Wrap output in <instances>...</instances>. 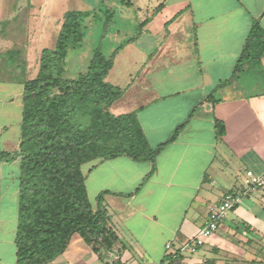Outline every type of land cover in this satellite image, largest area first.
Segmentation results:
<instances>
[{"label":"crops","instance_id":"crops-1","mask_svg":"<svg viewBox=\"0 0 264 264\" xmlns=\"http://www.w3.org/2000/svg\"><path fill=\"white\" fill-rule=\"evenodd\" d=\"M169 1L177 10L167 37L154 40L153 50L139 52L133 49L142 44L141 36L130 38L116 55L107 78L112 76L111 85L121 88L122 95L110 108L114 116L135 113L151 148L165 142L195 111L177 139L159 153L147 179L151 164L126 156L82 166L88 199L95 206L102 196L101 208L118 242L98 256L73 235L65 251L48 264H264V187L229 212L195 253L180 251L202 228L210 209L241 188L244 180L239 179L264 173V59L254 70L249 93L228 92L237 80L234 69L251 26L258 22L264 31V0ZM123 4L117 14L124 25L138 24V29L149 27L160 10V4L148 2L144 10L136 9L140 17L135 18L132 0ZM188 26L193 54L175 38ZM161 47L177 49L163 54ZM10 54L5 49L0 57ZM122 60L126 64L116 72ZM23 81L0 76V150L9 153L18 149L22 113V91L10 90L22 88ZM220 85L219 102L201 104ZM215 120L225 126L221 140L215 136ZM18 176V162H0V264H15Z\"/></svg>","mask_w":264,"mask_h":264},{"label":"trees","instance_id":"trees-1","mask_svg":"<svg viewBox=\"0 0 264 264\" xmlns=\"http://www.w3.org/2000/svg\"><path fill=\"white\" fill-rule=\"evenodd\" d=\"M163 7L160 4L156 11ZM92 13L68 11L53 49L40 53L36 77L22 83V113L16 152L0 150V162H18V207L15 264H48L61 255L73 235L94 254L111 250L118 236L102 210V196L92 206L82 166L95 160L126 156L154 164L164 147L174 142L193 115L176 126L171 136L151 148L135 113L114 116L108 109L121 98L122 89L105 82L120 49L106 57L92 52L86 70L64 80L61 63L69 49L81 44L83 22ZM113 14L109 11L108 17ZM264 59V31L254 22L238 57L234 78ZM218 86L201 104L219 102ZM218 139L225 126L214 121ZM177 260L176 259L174 262Z\"/></svg>","mask_w":264,"mask_h":264},{"label":"rangeland","instance_id":"rangeland-1","mask_svg":"<svg viewBox=\"0 0 264 264\" xmlns=\"http://www.w3.org/2000/svg\"><path fill=\"white\" fill-rule=\"evenodd\" d=\"M125 2L127 0H34V2L33 0H0V40L9 39L11 42L9 45L0 42V52L5 49L12 52L10 56L2 55L3 57H0L1 79L5 80L10 76L11 79L16 77L18 80L25 81L36 77L40 51L54 48L55 38L60 31L62 15L69 10L90 11L92 16L83 22L81 44L69 49L66 59L61 63V67L65 70L64 80L75 79L83 73L87 68L92 52L96 49L109 57L115 49L119 48L120 51L124 49V44L130 42V38L136 39V37L141 36L142 44L133 50L135 52L136 50L139 52L141 49L153 50L152 43L154 40L163 41L167 37L168 22L173 21L177 6H172L171 1L167 0L165 5L163 4L166 9L164 10L163 6L159 12H156L158 17L149 27L147 25V27L140 26L138 29V24L132 27L124 25L120 15L117 14L121 9H125L126 4H123ZM148 2L158 6L163 3V0H132V5L129 7L133 11L131 16L140 17L136 9L145 8ZM109 11L114 12L113 18L112 16L108 17ZM124 30L128 31L125 33L126 35H123ZM175 38L178 39V45L181 43L182 49L193 54L194 39L190 26L185 30H180ZM176 49L175 47L158 48L163 54L164 51ZM122 64H126V62L124 60L119 61L116 72L120 70ZM131 66L132 64H128V69ZM256 67L258 66L256 65L248 71L244 69L236 82L228 87L229 94L249 93L251 84L255 82L254 70ZM107 76L104 80L111 85L112 76L110 75L108 78ZM13 88L17 93L22 91L21 86L14 85V87L11 86V92ZM217 97L223 98L221 95ZM108 111L110 114L113 113L112 108H109ZM17 140H19L18 136ZM244 179L245 176L239 181L242 182Z\"/></svg>","mask_w":264,"mask_h":264},{"label":"built area","instance_id":"built-area-1","mask_svg":"<svg viewBox=\"0 0 264 264\" xmlns=\"http://www.w3.org/2000/svg\"><path fill=\"white\" fill-rule=\"evenodd\" d=\"M263 187L264 173L260 176L245 178L241 188L226 193L221 202L210 209L202 228L193 238L180 248V251L195 253L197 247L204 239H207L218 231L220 224L225 220L229 212H231L237 205L241 204L248 195L257 193ZM170 247V244L166 245L167 249ZM175 259L176 254L173 253L171 255L172 262H174Z\"/></svg>","mask_w":264,"mask_h":264}]
</instances>
